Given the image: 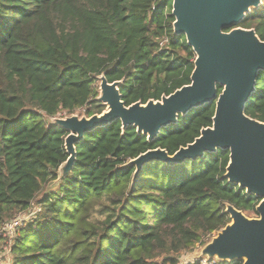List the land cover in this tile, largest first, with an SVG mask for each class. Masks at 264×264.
<instances>
[{
  "label": "trees",
  "instance_id": "trees-1",
  "mask_svg": "<svg viewBox=\"0 0 264 264\" xmlns=\"http://www.w3.org/2000/svg\"><path fill=\"white\" fill-rule=\"evenodd\" d=\"M171 3L0 0V230L17 213L35 212L13 241L10 264H179L182 252L230 222L226 204L256 214L259 199L224 178L228 151L174 166L153 161L133 182L130 160L192 143L211 126L214 102L179 116L152 142L133 127L122 132L119 121L86 133L75 144L72 172L49 187L67 159V133L48 119L100 114L99 76L122 81L125 106L190 83L195 56L173 33ZM236 27L264 41V2ZM245 114L264 123L262 71ZM103 197L108 214L93 223ZM3 244L0 236V264Z\"/></svg>",
  "mask_w": 264,
  "mask_h": 264
},
{
  "label": "water",
  "instance_id": "water-1",
  "mask_svg": "<svg viewBox=\"0 0 264 264\" xmlns=\"http://www.w3.org/2000/svg\"><path fill=\"white\" fill-rule=\"evenodd\" d=\"M264 0H172L173 33L184 36L195 59L190 83L159 100L125 106L120 94L122 81L109 83L98 77L96 101L105 109L90 117L82 115L48 119L64 131L66 161L58 169L55 186L73 170L75 144L95 129L119 121L121 130L133 127L137 135L152 142L162 129L177 123L179 116L214 102L210 127L173 155L156 148L129 161L135 168L133 182L142 167L159 161L167 166L196 161L206 153L228 151L224 178L229 184L259 199L257 218H248L232 205H225L230 222L205 243L200 257L217 262L241 261L264 264V123L245 114V105L255 91L257 77L264 72V41L253 29L236 27ZM220 88V92H218Z\"/></svg>",
  "mask_w": 264,
  "mask_h": 264
},
{
  "label": "rangeland",
  "instance_id": "rangeland-1",
  "mask_svg": "<svg viewBox=\"0 0 264 264\" xmlns=\"http://www.w3.org/2000/svg\"><path fill=\"white\" fill-rule=\"evenodd\" d=\"M75 115H78L79 117H81L82 116V111H79V112L75 113ZM57 117L58 118H63L64 116L63 115H60V116H57ZM150 173H151V170L149 169L148 170V173H147V176L150 175ZM105 205H106V199H105V197H103L102 204H100L99 206L95 207L92 210L91 217H90V221H92L93 223L100 224V222L108 214V209H107V207ZM32 209H30V211H28V212H22L25 215H28L29 214V217H28L27 221L29 220V218H31L29 220L30 222H31V220L34 219V215H35L34 213L31 212ZM22 213H17L16 215H19V214H22ZM16 215H14V216H16ZM257 217H258L257 214L248 216V218H257ZM22 226H25V225L23 224ZM207 240L209 241V239L206 238L203 244H197L195 246V248H193L191 250H188V251H185V252H182L181 255L179 256V264H191V263H193L195 261H201V264H207L208 263L207 259L206 258H203V257L202 258L200 257V250H201L202 246L205 243L208 242ZM7 245H8L7 244V241H4V244H3L4 252L2 251V253H5V255H3L2 260H1V262L3 264H10V262H8V259L5 258L6 257V254L8 253L7 252Z\"/></svg>",
  "mask_w": 264,
  "mask_h": 264
},
{
  "label": "built area",
  "instance_id": "built-area-1",
  "mask_svg": "<svg viewBox=\"0 0 264 264\" xmlns=\"http://www.w3.org/2000/svg\"><path fill=\"white\" fill-rule=\"evenodd\" d=\"M166 44H167V38L162 37L161 40L158 42V47L161 49ZM32 213L35 214V212H32ZM28 217H29V214L25 215L22 213V214L16 215L12 219H10L8 222H6L4 226L2 227V229L0 230V236L3 238L4 241H7V244H8L7 245L8 253L6 254V257H5L8 259V262H10V250H11L13 241L16 238L18 231L24 227L22 225L23 224L25 225V223L31 219L29 218V220L27 221ZM3 252H4V249H3ZM3 255H5V253H3Z\"/></svg>",
  "mask_w": 264,
  "mask_h": 264
}]
</instances>
